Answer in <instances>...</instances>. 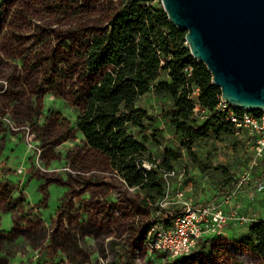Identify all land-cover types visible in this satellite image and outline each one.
Listing matches in <instances>:
<instances>
[{"label": "rangeland", "instance_id": "374dc122", "mask_svg": "<svg viewBox=\"0 0 264 264\" xmlns=\"http://www.w3.org/2000/svg\"><path fill=\"white\" fill-rule=\"evenodd\" d=\"M4 2L0 0L2 23ZM150 6L161 4L154 0ZM19 31L24 38H16L13 46L7 23L0 27V264H111L120 257H132L134 264H177L166 254L145 252L142 243L137 248L131 244L130 237L145 220L117 203L132 190L127 191L119 177L86 149L75 130L78 110L69 99L52 90L37 94L28 86L21 60L35 47L26 40L32 31ZM165 79L162 74L160 81ZM136 106L150 119L143 134L148 139L146 156L158 162L167 150L181 155L173 163L168 208L180 209L177 193L193 204L214 201L223 195L219 190L227 191L225 179L231 178L241 184L234 199L251 196L259 201L258 213H232L248 219L235 221L244 227L264 220V152L256 158L254 133L242 128L230 136L196 141L191 151L207 167L201 173L161 116L171 99L151 88ZM132 133L142 140L137 130ZM257 184L263 190L257 191ZM111 241L118 246L116 252ZM222 245L219 250L228 251L226 242ZM238 246L228 251L224 262L218 250L216 257L212 252L211 262L202 254L183 264H264L246 246Z\"/></svg>", "mask_w": 264, "mask_h": 264}, {"label": "trees", "instance_id": "16d2710c", "mask_svg": "<svg viewBox=\"0 0 264 264\" xmlns=\"http://www.w3.org/2000/svg\"><path fill=\"white\" fill-rule=\"evenodd\" d=\"M153 1L5 0L6 19L0 22V27L7 23L13 46L16 38H24L19 30L32 31L26 40L35 49L21 60L26 83L37 94L52 90L69 99L78 110L75 130L86 149L123 181L127 191L132 190V197L124 195L123 202L145 220L129 239L136 248L147 240L152 225L170 230L181 215V208L157 206L166 194L161 172L175 171L173 163L181 155L167 150L158 162L146 156L148 139L143 134L150 119L137 101L151 88L171 99L161 116L201 173L207 167L197 161L193 144L236 133L224 114L215 112L220 89L211 83L205 66L190 56L185 33L168 22L161 7L150 6ZM162 74L166 79L160 81ZM196 106L209 118L200 122ZM231 109L236 115L244 113ZM132 130L142 134L141 141ZM225 180L228 187L226 192L219 190L221 197L236 185L231 178ZM237 244L264 261V221L250 223ZM111 264L134 263L132 257H120Z\"/></svg>", "mask_w": 264, "mask_h": 264}, {"label": "water", "instance_id": "95a60500", "mask_svg": "<svg viewBox=\"0 0 264 264\" xmlns=\"http://www.w3.org/2000/svg\"><path fill=\"white\" fill-rule=\"evenodd\" d=\"M231 108L264 114V0H159Z\"/></svg>", "mask_w": 264, "mask_h": 264}, {"label": "built area", "instance_id": "2783aa9c", "mask_svg": "<svg viewBox=\"0 0 264 264\" xmlns=\"http://www.w3.org/2000/svg\"><path fill=\"white\" fill-rule=\"evenodd\" d=\"M196 117L200 122L209 118V114L204 110L195 107ZM215 112H221L225 120L234 125L236 133L242 128L249 129L256 135L254 153L256 158L261 157L264 152V114L253 115L244 112L236 115L231 107L223 102L219 97ZM149 169L148 167H145ZM175 176V171L161 172V178L165 186L166 194L157 203L160 209H166L172 204L171 198L167 191L169 189V180ZM120 179V178H119ZM123 183V181L120 179ZM240 183L236 184L234 189L219 200L211 201L204 204H193L183 200V195L177 193L176 197L181 208V215L178 216L173 224L172 229L163 230L159 225H152L148 231V238L142 243L145 252L166 254L170 258H183L190 254L198 239L207 234H219L229 220L248 221L245 217H235L227 215L224 206L229 204L239 191ZM257 191L263 190L261 184L255 186ZM235 251V250H234Z\"/></svg>", "mask_w": 264, "mask_h": 264}, {"label": "crops", "instance_id": "0c3cea01", "mask_svg": "<svg viewBox=\"0 0 264 264\" xmlns=\"http://www.w3.org/2000/svg\"><path fill=\"white\" fill-rule=\"evenodd\" d=\"M250 197V199H249ZM117 198V195L116 197ZM244 199H242V197L236 198L234 200H232L229 204L224 206V211L227 215H232V213H240L241 212H245L247 211L248 213H258V207H259V201L254 197L251 196H246L243 197ZM118 199V198H117ZM120 199V198H119ZM220 199L217 198L216 200ZM119 201V200H117ZM116 201V203H117ZM115 203V204H116ZM117 204H122L121 206L123 207H127L128 205L125 204L123 202V200H121V203H117ZM204 204V203H201ZM108 208H112V206H107ZM245 208V209H244ZM250 216V215H249ZM264 221V220H263ZM248 227L249 224L244 225L241 223H237L235 220H229L227 222V224L224 226V229L220 231L219 236L217 235H211V234H207L202 236L200 239L197 240L196 245L194 246L193 250L190 252V254L186 257L183 258H172L175 259V262H180L183 260H187V261H192L194 262L198 257L202 256V254H207L206 256H210L209 258L206 259V261L211 262V256H212V252H217L221 247L223 248V243L226 242V249H228V251H232L236 248V246L238 245V240L240 235L242 234V236H246L248 233ZM240 232V233H239ZM240 234V235H239ZM148 238V234L146 239ZM117 244L113 241L110 242V246L112 248V250L114 252H116L115 250L118 248V246H116ZM224 251V253H223ZM228 251L226 250H219L218 252H220L221 254L219 255L220 261L222 260L223 262L227 260L228 258ZM161 254V253H159ZM214 257H216V254H213ZM174 262V263H175Z\"/></svg>", "mask_w": 264, "mask_h": 264}]
</instances>
